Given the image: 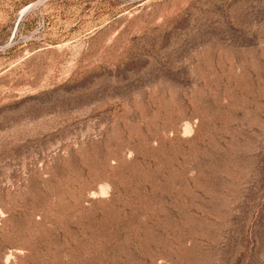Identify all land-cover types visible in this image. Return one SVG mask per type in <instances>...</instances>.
<instances>
[{
    "label": "rangeland",
    "instance_id": "1",
    "mask_svg": "<svg viewBox=\"0 0 264 264\" xmlns=\"http://www.w3.org/2000/svg\"><path fill=\"white\" fill-rule=\"evenodd\" d=\"M0 264H264V0H0Z\"/></svg>",
    "mask_w": 264,
    "mask_h": 264
}]
</instances>
